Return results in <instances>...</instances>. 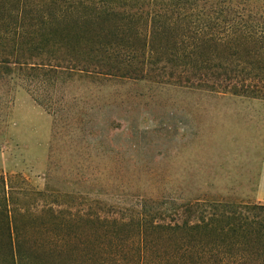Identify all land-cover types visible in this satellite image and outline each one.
Masks as SVG:
<instances>
[{"label": "trees", "instance_id": "trees-1", "mask_svg": "<svg viewBox=\"0 0 264 264\" xmlns=\"http://www.w3.org/2000/svg\"><path fill=\"white\" fill-rule=\"evenodd\" d=\"M241 1L0 0V86L69 70L264 99V20ZM17 178L0 172V264H264V203L195 175L130 211H73Z\"/></svg>", "mask_w": 264, "mask_h": 264}, {"label": "rangeland", "instance_id": "rangeland-1", "mask_svg": "<svg viewBox=\"0 0 264 264\" xmlns=\"http://www.w3.org/2000/svg\"><path fill=\"white\" fill-rule=\"evenodd\" d=\"M241 2L264 20V0ZM30 78L0 86V172L14 185L74 198L73 211L137 210L194 175L210 195L256 201L264 99L85 71Z\"/></svg>", "mask_w": 264, "mask_h": 264}, {"label": "crops", "instance_id": "crops-1", "mask_svg": "<svg viewBox=\"0 0 264 264\" xmlns=\"http://www.w3.org/2000/svg\"><path fill=\"white\" fill-rule=\"evenodd\" d=\"M255 199L256 201H260L264 203V152H263L260 178H259V183H258V187L256 190Z\"/></svg>", "mask_w": 264, "mask_h": 264}]
</instances>
